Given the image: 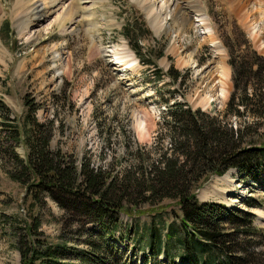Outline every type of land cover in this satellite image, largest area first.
<instances>
[{"label":"rangeland","instance_id":"rangeland-1","mask_svg":"<svg viewBox=\"0 0 264 264\" xmlns=\"http://www.w3.org/2000/svg\"><path fill=\"white\" fill-rule=\"evenodd\" d=\"M32 1L23 0L15 8L16 0H0V46L6 52L4 58L0 56V122L7 115L23 127L24 98L31 99L38 106L35 119L53 122L51 148L76 159L86 155L95 165L112 162L115 169H123L132 161L136 144L169 148L168 135L162 131L166 105L161 97L168 99L169 105L180 102L192 110L223 115L233 90L226 46L237 68L239 62L247 69L249 62L258 61L257 57L263 59L264 67V0H198L207 12L212 39L221 48L220 60L203 34L201 23L188 9L185 13L193 24L183 26L170 13L163 14V29L155 35L149 19L133 0L82 1L73 21L66 22L63 29L53 22L58 12H37ZM71 1L75 3L67 0ZM157 1L150 0V4ZM89 12L94 13L93 17H88ZM132 23L133 29L126 30ZM130 35L137 37L138 51L141 56L149 53L155 67L139 62ZM123 46L133 55L135 67H131L129 58L118 55ZM182 60L186 63L183 66ZM169 67L186 77L185 81L171 83L164 75ZM156 69L161 70V79L154 75ZM224 70L226 97L220 99L217 82L222 73L218 72ZM208 98L206 107L199 104ZM244 120L252 121L250 117ZM226 121L237 124L232 117ZM256 130L262 140L255 141L264 142V125ZM16 152L24 158L23 144H18ZM2 164L0 160V264H20L16 249L19 231L12 228L16 230L30 212L40 218L38 232L51 244H60L59 238L63 237L77 248H86L84 235L77 237L73 226L64 227V213L50 199L30 211V197L23 186L7 177ZM263 175L243 180L231 169L222 178L208 177L194 189L199 202L213 201L252 215L249 228L254 233L246 234V240L253 244L249 250L255 252L250 258L252 264H264ZM210 184L209 192L201 195ZM248 199L256 206L248 207ZM161 206L154 207L153 216H120V231L106 241L119 250L125 264H183L175 241L165 253L153 257L144 244L134 241L135 237L117 238L129 224L144 230L153 223L158 226L160 221L165 226L179 221L175 202L163 201ZM86 230L93 236L99 232L96 224L87 225Z\"/></svg>","mask_w":264,"mask_h":264},{"label":"trees","instance_id":"trees-1","mask_svg":"<svg viewBox=\"0 0 264 264\" xmlns=\"http://www.w3.org/2000/svg\"><path fill=\"white\" fill-rule=\"evenodd\" d=\"M133 27V23L128 24L126 30ZM128 37L139 62L155 67L149 53L141 56L137 37ZM226 48L233 90L224 114L192 110L180 102L169 105L170 101L161 97L166 105L162 131L168 135L169 148L136 144L132 161L123 169H115L112 162L95 165L86 155L76 159L59 148L52 149L53 122L35 119L38 106L31 99L24 98L23 127L14 117H3L2 169L12 182L23 186L31 200L30 211L50 199L63 211L64 227L73 226L77 237H85L86 248H77L63 237L60 244L53 245L38 232L41 220L30 212L16 230L12 228L19 231L16 249L20 264H125L119 250L106 239L115 238L120 231V216H153L154 207L160 209L163 201L175 202L180 213L177 223L165 226L160 221L158 226L153 223L144 230L129 224L117 238L135 237L134 241L144 244L153 257L165 253L175 241L183 264L253 263L250 258L255 252L249 250L253 244L246 240L254 233L249 228L252 215L223 204L199 202L194 194L199 183L231 169L243 180L264 172V142L255 141L262 140L256 127L264 125L263 59L257 57L247 69L238 62L237 68L233 53ZM155 71L161 79V70ZM164 75L171 83H183L186 78L173 67ZM228 117L237 124L228 123ZM245 117L252 121L246 122ZM20 143L25 148L24 158L16 152ZM248 201V207L256 206ZM89 224L99 228L95 236L87 232ZM67 258L68 262L63 261Z\"/></svg>","mask_w":264,"mask_h":264},{"label":"bare ground","instance_id":"bare-ground-1","mask_svg":"<svg viewBox=\"0 0 264 264\" xmlns=\"http://www.w3.org/2000/svg\"><path fill=\"white\" fill-rule=\"evenodd\" d=\"M16 1H17V6H15V8L18 7V4L23 3V0H16ZM74 1H75V3H72V1L70 3H68L67 0H34V1H32V3L36 4V7L34 6L35 7L34 10H36L37 12H40L41 10H43V11H45V10L49 11L50 10V11H52V13L58 12L53 22L55 24L59 25L60 27H62L61 29H63L66 22L71 23V21H73V16L76 14L75 13L76 10L80 9L81 2L85 1V0H74ZM133 1H136L137 5L140 6L141 10L144 12L146 17L149 19L150 28L153 30L155 35L159 34L161 32V30L163 29V20L160 21V19L162 18L161 16L163 14L167 15L168 13H170L171 17L180 25H183V26L188 25L189 26L190 24H193L192 22L190 23L188 13L187 14L185 13L186 9L190 10V13L193 14L195 17V20H197L196 22L201 23V26H202L201 28H203V31H204L203 34L206 36L208 42L210 43V47L213 48V51L217 56L216 59L220 60V49L221 48L212 39V34H211L210 30L208 29L209 22L207 20V12L204 11L203 7L200 5V2L198 0H165L164 2H163V0H161L160 2L155 0V1H157L156 4H155V2L150 4V0H133ZM226 2H230V0H226ZM18 9H20V8H18ZM167 10H169V12ZM93 14L91 12H89L88 17H91ZM16 16H17V13H16L15 17ZM256 27L257 26L255 24L254 27L251 28V30L255 31L254 29ZM175 48L177 49V47H175ZM4 52H5L4 49L0 46V56H2L3 58L6 55V52L5 53ZM118 55L123 56V58H129L130 59L129 62H130L131 67L136 66L133 55L127 50V47L125 48L123 46V48L119 51ZM223 55H224V53H223ZM185 64L186 63L183 60L180 63V65H182V66ZM224 72H225V70L222 72H218V73H222V75L220 74L221 75L220 81L217 82L218 83L217 85L220 88L219 91H217V97H219L220 99H224L226 97V92L224 91V86H226L225 77H227V76ZM210 74H211V72H210ZM218 77L220 78V76H218ZM219 78H218V80H219ZM199 104L206 107L209 104V98H208V100L200 101ZM197 105H198V103H197ZM222 177L223 176L217 177V178H222ZM225 178L221 179V181H224ZM210 186H211V184L201 192V195L204 193H208ZM221 192L224 195H226V194L230 195L229 192H227V191H221ZM261 217H262L263 222H264V215H261Z\"/></svg>","mask_w":264,"mask_h":264}]
</instances>
